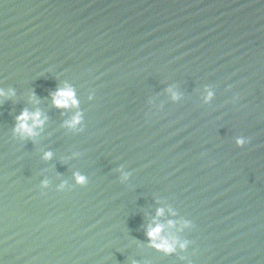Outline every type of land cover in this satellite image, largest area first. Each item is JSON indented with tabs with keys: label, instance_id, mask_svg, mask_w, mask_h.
Returning <instances> with one entry per match:
<instances>
[{
	"label": "water",
	"instance_id": "obj_1",
	"mask_svg": "<svg viewBox=\"0 0 264 264\" xmlns=\"http://www.w3.org/2000/svg\"><path fill=\"white\" fill-rule=\"evenodd\" d=\"M0 93V264H264V0H0Z\"/></svg>",
	"mask_w": 264,
	"mask_h": 264
},
{
	"label": "clouds",
	"instance_id": "obj_2",
	"mask_svg": "<svg viewBox=\"0 0 264 264\" xmlns=\"http://www.w3.org/2000/svg\"><path fill=\"white\" fill-rule=\"evenodd\" d=\"M2 95V93H0ZM52 103L53 106L58 109H67L69 107L75 108L78 104L77 100L75 99V93L70 87L58 88L52 96ZM17 120V127L16 131L22 135L30 136L33 134V129L36 127L41 126L42 121L40 119V113H29L27 111L21 112V114L16 118ZM31 121V124L29 123ZM79 123V116L73 117V119L69 122V127H74ZM240 143V141H238ZM50 154H46V158ZM77 183H83L84 178L81 176L76 177ZM163 209H157L156 216L163 215ZM169 228L173 227V222L169 221L168 225ZM164 225L153 222L147 229V238L151 242V247L156 249L157 251L163 252L165 254L172 253L175 251L177 245L181 249H183L184 244L180 243L175 238H164L161 236V233L164 231Z\"/></svg>",
	"mask_w": 264,
	"mask_h": 264
}]
</instances>
